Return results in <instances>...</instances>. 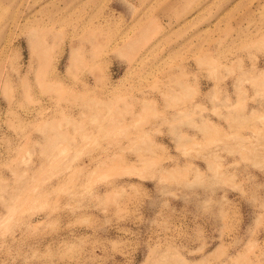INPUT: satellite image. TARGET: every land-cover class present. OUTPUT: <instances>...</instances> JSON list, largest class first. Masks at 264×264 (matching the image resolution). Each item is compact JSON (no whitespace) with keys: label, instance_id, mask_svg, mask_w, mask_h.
<instances>
[{"label":"rangeland","instance_id":"1","mask_svg":"<svg viewBox=\"0 0 264 264\" xmlns=\"http://www.w3.org/2000/svg\"><path fill=\"white\" fill-rule=\"evenodd\" d=\"M0 264H264V0H0Z\"/></svg>","mask_w":264,"mask_h":264}]
</instances>
